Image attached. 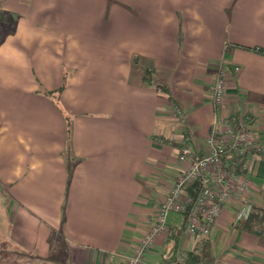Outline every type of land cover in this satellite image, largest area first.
I'll list each match as a JSON object with an SVG mask.
<instances>
[{"label":"crops","instance_id":"1","mask_svg":"<svg viewBox=\"0 0 264 264\" xmlns=\"http://www.w3.org/2000/svg\"><path fill=\"white\" fill-rule=\"evenodd\" d=\"M0 11V264H126L179 169L170 101L201 152L218 64L224 108L264 143V0H0ZM150 72L165 92L143 82ZM64 81L58 106L46 94ZM245 163L247 201L264 207V155ZM239 209L223 207L207 247L225 246L210 257L264 264V242L233 227ZM180 216L141 264H175L167 233ZM180 239L183 253L203 250Z\"/></svg>","mask_w":264,"mask_h":264},{"label":"built area","instance_id":"2","mask_svg":"<svg viewBox=\"0 0 264 264\" xmlns=\"http://www.w3.org/2000/svg\"><path fill=\"white\" fill-rule=\"evenodd\" d=\"M234 71L237 72L238 68ZM224 87L225 74L220 68L211 90V102L215 108L213 121L201 152L189 150L188 133L185 126L179 125L183 129L177 156L179 169L158 206L154 223L127 257L126 264L142 263L146 252L165 232L168 215L172 212L183 216L184 234L188 239L209 237L229 200H235L240 205L234 222L248 217L252 205L246 198L248 180L245 159L249 153L264 155V143L256 135L247 114H221ZM176 112L178 115L179 109ZM179 118L183 124V117ZM189 189L194 190L193 194Z\"/></svg>","mask_w":264,"mask_h":264},{"label":"trees","instance_id":"3","mask_svg":"<svg viewBox=\"0 0 264 264\" xmlns=\"http://www.w3.org/2000/svg\"><path fill=\"white\" fill-rule=\"evenodd\" d=\"M1 11H0V21H1ZM249 49V48H248ZM259 54H263V51L261 49H252ZM149 74V73H148ZM143 82H145L147 85H152L156 89L161 90L162 92H165V87L163 85L154 83L149 76L143 78ZM65 81L63 82V85L55 92L47 93L46 95L49 96V94L52 96L53 94H56L59 96L61 92L64 89ZM170 102L174 103V100H171ZM191 194H193L194 190H190ZM183 217V216H182ZM233 227L236 230H240L248 235H251L255 238H257L259 241L264 242V207H259L256 205H253L251 207V210L249 212V215L247 218L236 221L233 223ZM184 232V221L180 228H168V241H170L173 244V248L170 253V261L172 262H183V264H206V260H204V248L205 246L201 244L203 250L193 252H182L181 251V235ZM207 244V243H206ZM209 264V263H208Z\"/></svg>","mask_w":264,"mask_h":264},{"label":"rangeland","instance_id":"4","mask_svg":"<svg viewBox=\"0 0 264 264\" xmlns=\"http://www.w3.org/2000/svg\"><path fill=\"white\" fill-rule=\"evenodd\" d=\"M0 36L1 37H3L2 36V34H0ZM225 49H227V48H225ZM220 68H222L223 69V71H224V74H225V70H224V66L222 65V64H218L216 67H215V74H216V72H217V70L218 69H220ZM215 74H214V78H215ZM146 75V74H145ZM149 76V78L154 82V83H157V84H159L157 81H155L156 80V76H155V74L153 73L152 75H151V72L149 73V74H147L146 75V77H148ZM225 82H226V76H225ZM213 83H214V80H213ZM213 83H212V86H211V90H212V87H213ZM225 91H226V83H225V87H224V97H223V101H222V104H221V108H220V111H222L221 112V114H224L225 116L226 115H228L229 114V112H227L226 111V109L224 108V104H225ZM209 95H210V98H211V91H210V93H209ZM52 98H53V101H54V103L56 104V105H58L59 106V100H57V98H58V96L56 95V94H53L52 95ZM211 106H212V109H213V112L215 111V108L213 107V105H212V102H211ZM93 107H95V106H93ZM92 107V108H93ZM171 107H172V110H170L169 112L173 115L172 116V118H173V120H175V122H177V124H179V125H183V126H185V123H186V118H185V116H184V113H183V111L181 110V108L178 106V105H176V104H174L173 103V105H171ZM177 108V109H176ZM94 109V108H93ZM179 109V114L177 115V110ZM219 111V112H220ZM75 111H72L71 113H73V116L74 115H78L77 113H74ZM90 116H93V115H95V112H93V111H90ZM179 116H182L183 117V119H184V122H183V124H181L180 123V118H179ZM179 118V119H178ZM212 121H213V115H212V118H211V122H210V125H209V128H208V131H209V129H210V127H211V124H212ZM207 131V132H208ZM184 136V135H183ZM161 141V140H160ZM176 219V220H175ZM181 216H180V214H177V213H170L169 215H168V218H167V225L168 224H180L181 223ZM157 240V239H156ZM200 240V243L202 244V245H204L205 246V248H204V260H206V264H212V263H214V264H218V261H217V263H216V261L213 259V258H211L210 257V255H211V253L212 252H214V253H216L217 254V252H219V251H223V249H224V246H225V244H224V246H223V244H222V246H220L219 245V249H215V248H212V247H207V241L209 240V237H207V238H200L199 239Z\"/></svg>","mask_w":264,"mask_h":264}]
</instances>
